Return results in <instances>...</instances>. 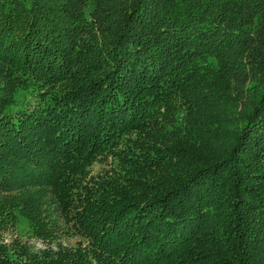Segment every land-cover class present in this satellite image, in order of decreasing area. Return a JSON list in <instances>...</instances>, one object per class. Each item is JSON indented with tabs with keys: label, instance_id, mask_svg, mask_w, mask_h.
<instances>
[{
	"label": "trees",
	"instance_id": "trees-1",
	"mask_svg": "<svg viewBox=\"0 0 264 264\" xmlns=\"http://www.w3.org/2000/svg\"><path fill=\"white\" fill-rule=\"evenodd\" d=\"M36 180L0 228L50 192L77 246L0 264H264V0H0V188Z\"/></svg>",
	"mask_w": 264,
	"mask_h": 264
},
{
	"label": "rangeland",
	"instance_id": "rangeland-1",
	"mask_svg": "<svg viewBox=\"0 0 264 264\" xmlns=\"http://www.w3.org/2000/svg\"><path fill=\"white\" fill-rule=\"evenodd\" d=\"M111 161V158L102 157V159L95 162L91 167V175L93 177H101L105 175L106 172L111 171L114 165V162ZM36 182L38 185H32L33 183H29L27 186L24 184L10 185L4 190L0 188V205L3 204L1 198L4 196L24 198L32 195V193L39 189H47L44 186H39L42 182H39L38 180H36ZM39 194L40 191L38 192V196ZM44 196V212L48 214L49 217L53 216L57 220H53V223L51 222L53 225L50 224V235L47 237H41L34 234L35 236H32L31 232L27 231L34 230L32 222L28 218L20 216L16 227L10 225L0 228V241L13 244L21 241L23 244L30 245L35 249H45L50 247L57 250L59 247L77 246L76 241L79 240V235L77 232L74 233V230H71L70 223L62 215L57 200L50 192H47Z\"/></svg>",
	"mask_w": 264,
	"mask_h": 264
}]
</instances>
